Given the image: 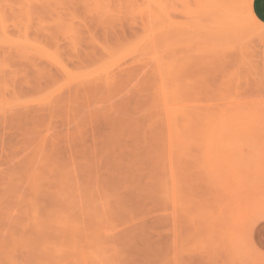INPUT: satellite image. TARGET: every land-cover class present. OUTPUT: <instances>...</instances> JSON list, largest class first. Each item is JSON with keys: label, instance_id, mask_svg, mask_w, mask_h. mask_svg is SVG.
Here are the masks:
<instances>
[{"label": "rangeland", "instance_id": "1", "mask_svg": "<svg viewBox=\"0 0 264 264\" xmlns=\"http://www.w3.org/2000/svg\"><path fill=\"white\" fill-rule=\"evenodd\" d=\"M228 6L0 0V264H264V35Z\"/></svg>", "mask_w": 264, "mask_h": 264}, {"label": "bare ground", "instance_id": "2", "mask_svg": "<svg viewBox=\"0 0 264 264\" xmlns=\"http://www.w3.org/2000/svg\"><path fill=\"white\" fill-rule=\"evenodd\" d=\"M251 1L252 0H249L248 5L242 6V5H240L241 2L239 0H226L225 2H224V0H216V3L218 5H220V4L223 5V3H229L228 7H230V8H228L227 12L224 14L226 20L228 21L226 26H227V29L230 30L231 32L233 30L237 39L242 37L244 34H248V35H250L252 37H256V38L262 37L264 35V25H262L255 18L254 14L252 12ZM47 53H49V52H47ZM37 72H40V71L37 70ZM38 92H41V91H39V89H38ZM45 105H46V103H45ZM44 107H46V106H44Z\"/></svg>", "mask_w": 264, "mask_h": 264}, {"label": "crops", "instance_id": "3", "mask_svg": "<svg viewBox=\"0 0 264 264\" xmlns=\"http://www.w3.org/2000/svg\"><path fill=\"white\" fill-rule=\"evenodd\" d=\"M252 12L255 18L264 25V0H252Z\"/></svg>", "mask_w": 264, "mask_h": 264}]
</instances>
